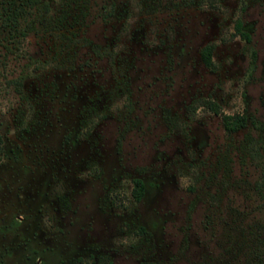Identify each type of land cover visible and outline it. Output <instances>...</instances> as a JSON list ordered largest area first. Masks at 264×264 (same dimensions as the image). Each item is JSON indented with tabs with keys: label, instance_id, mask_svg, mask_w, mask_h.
<instances>
[{
	"label": "rangeland",
	"instance_id": "374dc122",
	"mask_svg": "<svg viewBox=\"0 0 264 264\" xmlns=\"http://www.w3.org/2000/svg\"><path fill=\"white\" fill-rule=\"evenodd\" d=\"M0 133V264H248L264 0H0Z\"/></svg>",
	"mask_w": 264,
	"mask_h": 264
},
{
	"label": "trees",
	"instance_id": "16d2710c",
	"mask_svg": "<svg viewBox=\"0 0 264 264\" xmlns=\"http://www.w3.org/2000/svg\"><path fill=\"white\" fill-rule=\"evenodd\" d=\"M45 9H48L45 5ZM240 34L241 36L249 39V34L243 30L242 21L240 18H236L234 23L233 35ZM216 44L214 42L205 43L200 49V58L203 64L210 70L216 68L215 61L213 58V52ZM198 105L219 114L223 127L227 133H233L238 129L246 125V115L240 112L225 113L221 110L220 105L211 98H201L194 105H192V110H194ZM3 151V137L0 133V153ZM1 160V156H0ZM132 195L135 199H140L144 192V184L141 179H134L132 187ZM247 242L241 243L240 246H248L250 258L247 260L248 264H264V220L257 221L252 227L251 231L248 233Z\"/></svg>",
	"mask_w": 264,
	"mask_h": 264
},
{
	"label": "flooded vegetation",
	"instance_id": "af4514ba",
	"mask_svg": "<svg viewBox=\"0 0 264 264\" xmlns=\"http://www.w3.org/2000/svg\"><path fill=\"white\" fill-rule=\"evenodd\" d=\"M135 179H141V178H135ZM141 181L143 182V180L141 179ZM133 183H134V181H133ZM143 184H144V182H143ZM133 187V186H132ZM144 193V192H143Z\"/></svg>",
	"mask_w": 264,
	"mask_h": 264
}]
</instances>
